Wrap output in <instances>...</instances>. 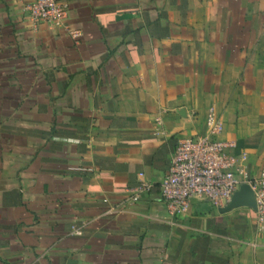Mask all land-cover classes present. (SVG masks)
I'll return each instance as SVG.
<instances>
[{
    "label": "crops",
    "instance_id": "obj_1",
    "mask_svg": "<svg viewBox=\"0 0 264 264\" xmlns=\"http://www.w3.org/2000/svg\"><path fill=\"white\" fill-rule=\"evenodd\" d=\"M34 1L0 0V264H264L253 209L161 196L211 107L264 169V0Z\"/></svg>",
    "mask_w": 264,
    "mask_h": 264
},
{
    "label": "built area",
    "instance_id": "obj_2",
    "mask_svg": "<svg viewBox=\"0 0 264 264\" xmlns=\"http://www.w3.org/2000/svg\"><path fill=\"white\" fill-rule=\"evenodd\" d=\"M25 10L35 26L46 24L60 26L67 17L68 7L61 0H35ZM224 124L215 108H209L206 116V132L193 138L178 141L168 174L161 184V196L172 216L188 214L191 201L205 199L214 207L227 206L242 184H249L255 194L256 220L264 228V169L257 178L245 169L247 154L233 155L232 143L220 139ZM142 192L150 190L141 184ZM73 234L82 235L79 228Z\"/></svg>",
    "mask_w": 264,
    "mask_h": 264
},
{
    "label": "water",
    "instance_id": "obj_3",
    "mask_svg": "<svg viewBox=\"0 0 264 264\" xmlns=\"http://www.w3.org/2000/svg\"><path fill=\"white\" fill-rule=\"evenodd\" d=\"M250 208L257 210L256 198L252 187L249 184H242L239 190L234 194L231 202L220 209L221 213L230 212L238 208Z\"/></svg>",
    "mask_w": 264,
    "mask_h": 264
}]
</instances>
